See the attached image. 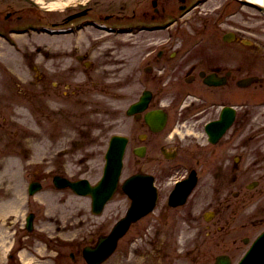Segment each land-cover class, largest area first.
Listing matches in <instances>:
<instances>
[{"label": "rangeland", "instance_id": "obj_1", "mask_svg": "<svg viewBox=\"0 0 264 264\" xmlns=\"http://www.w3.org/2000/svg\"><path fill=\"white\" fill-rule=\"evenodd\" d=\"M54 1L65 0H40L42 22L53 15L45 9ZM89 1L95 12L122 15L151 6V0ZM161 1L175 6V12L180 2ZM221 2L229 3L224 11L234 10L228 21L247 30L234 28L250 43L235 42L234 47L264 50V15L253 6H240L235 0H205L186 16L222 15L223 10L219 13L216 8ZM243 14L247 15L244 20ZM225 25L219 24V28H228ZM150 32L159 31H143L141 36ZM133 38L132 33L104 34L93 28L68 35L75 54L85 52L89 61L104 63L98 68L101 84L93 81L92 72L78 67L69 71L67 78H60V73L51 68L53 36L48 33L13 35L15 45L0 38V177L7 178L0 179V264H87L82 248L94 246L98 236L106 235L125 214L130 199L120 187L103 211L94 215L89 196L77 195L68 187H55L52 176L87 178L95 183L102 174L109 137L132 133V120L125 114L131 101L129 87H117L128 71L120 61L130 56ZM34 41L41 43L38 55L42 66L37 69L27 67L22 56L34 53ZM96 45L102 53L92 49ZM257 57L251 58V72L264 68L263 57ZM41 75L46 76L43 82L38 81ZM248 90L251 94L259 91L254 84ZM113 92L122 93L120 99L111 97ZM135 162L128 147L119 186L136 171H153ZM200 171L204 179L184 204L169 207L164 200L157 202L152 212L130 225L115 250L100 264H213L218 254H227L231 263H236L264 230V199L258 194L261 186L250 188L247 197L232 198L231 210L223 207L210 216L220 197L214 186L223 192L229 190L227 172L210 166ZM217 175L222 177L217 179ZM33 179H39L42 187L29 195L27 185ZM170 185L165 186V200ZM164 206L166 211L162 210ZM30 212L34 214L33 228L27 230L25 218ZM243 237L249 241L242 242Z\"/></svg>", "mask_w": 264, "mask_h": 264}, {"label": "flooded vegetation", "instance_id": "obj_2", "mask_svg": "<svg viewBox=\"0 0 264 264\" xmlns=\"http://www.w3.org/2000/svg\"><path fill=\"white\" fill-rule=\"evenodd\" d=\"M200 2L180 0L175 12V6L151 0L150 7L133 10L128 15L95 12L89 0L58 4L45 9L53 13L45 18L52 30L43 31L42 6L37 0H0V38L15 45L13 35L48 33L53 36L51 68L60 73V78H67V73L78 67L83 72H92L89 74L93 81L101 84L98 68L104 63L89 61L85 52L75 54L68 35L88 28L119 35L122 31L116 25L128 24V33L135 38L131 40L130 56L120 61L128 71L117 89L129 87L128 107L136 106L145 94L148 100L143 108L135 107L130 115L126 112L128 107L125 110L133 123L132 133L126 135V150L131 148L137 165L153 168L151 172L134 173L152 175L157 202L164 200L162 202L168 205L170 190L191 170L196 171L198 185L204 179L201 167L226 169L230 191L223 192L214 186L220 197L216 199L214 211H209L212 216L223 207L231 210L232 198L247 197L250 188L258 185L261 186L259 198L264 199V68L260 66L256 72L250 70L251 58L264 59V50L234 47L235 42L250 43L235 31H247L246 28L234 27L233 21H228L234 15L233 9L224 11L229 3L217 5L219 13L223 10L222 15L186 16ZM246 17L243 14L242 19ZM219 24H226L228 28L222 30ZM143 31L159 32H150L144 37L141 36ZM32 46L34 53L22 56L27 67L37 69L42 66L38 55L41 43L34 41ZM92 49L102 53L97 45ZM251 77L254 79L247 85L242 84ZM45 78L41 75L38 81L43 82ZM251 84L259 91L251 94L248 90ZM101 93L104 94L102 89ZM121 94L113 92L111 97L120 99ZM224 108L231 121L223 134L211 140L206 126L219 120ZM150 117L163 119L162 124L154 126ZM135 129L139 131L134 132ZM215 177L219 179L222 175ZM169 182L165 200V186ZM233 186L236 189H232ZM119 187L123 191L122 186L118 185L117 189ZM162 210L166 211V206ZM248 241L249 238H242V242Z\"/></svg>", "mask_w": 264, "mask_h": 264}, {"label": "water", "instance_id": "obj_3", "mask_svg": "<svg viewBox=\"0 0 264 264\" xmlns=\"http://www.w3.org/2000/svg\"><path fill=\"white\" fill-rule=\"evenodd\" d=\"M240 1L258 8L264 14V0H262L261 4L246 0ZM253 79L254 78L251 77L242 84L247 85L248 82ZM147 100L148 95L145 94L136 106L130 105L128 107L126 111L127 114H131L135 110V107L137 109L143 108ZM146 119L150 122L148 117ZM162 120L156 117L154 119L151 118V122H153L154 126L157 124L161 125ZM230 121L231 116L226 117V108H224L221 118L206 126V131L210 139L215 140L223 134ZM126 142L127 138L123 135L114 134L110 137L108 147L104 153L102 175L96 183L91 184L86 178L71 180L56 174L52 177L54 186L57 188L68 187L77 195L89 196L91 199L90 208L92 213L99 214L117 188L123 166V154ZM195 181L194 171H192L186 179L178 181L169 195V205L177 206L184 203ZM41 187L42 185L39 180H31L27 186V193L33 195L39 191ZM122 188L131 199L126 214L114 224L107 235L98 237V241L94 247L87 245L82 249L83 257L88 264H98L106 259L113 252L117 240L126 232L130 223L149 212L155 204L156 189L153 185V178L151 175L142 173L132 174L122 183ZM210 216H205V218L209 219ZM33 217L34 214L30 212L25 218V227L27 230H32L33 228ZM213 264H231V259L227 254H218ZM236 264H264V230L256 236Z\"/></svg>", "mask_w": 264, "mask_h": 264}, {"label": "bare ground", "instance_id": "obj_4", "mask_svg": "<svg viewBox=\"0 0 264 264\" xmlns=\"http://www.w3.org/2000/svg\"><path fill=\"white\" fill-rule=\"evenodd\" d=\"M39 5H40V0H37ZM77 1H85V0H65L64 2H54L53 4H51V6H55V5H58L60 4L61 6L64 5V3H76ZM246 1H249V2H252V3H257V4H261L262 0H246ZM0 179H7L5 176H1ZM101 263V262H100ZM98 263V264H100Z\"/></svg>", "mask_w": 264, "mask_h": 264}]
</instances>
